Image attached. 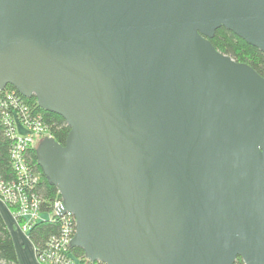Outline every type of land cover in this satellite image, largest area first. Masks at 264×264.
I'll return each instance as SVG.
<instances>
[{
	"label": "water",
	"instance_id": "obj_1",
	"mask_svg": "<svg viewBox=\"0 0 264 264\" xmlns=\"http://www.w3.org/2000/svg\"><path fill=\"white\" fill-rule=\"evenodd\" d=\"M264 0H0V91L61 117L37 164L102 264H264Z\"/></svg>",
	"mask_w": 264,
	"mask_h": 264
},
{
	"label": "trees",
	"instance_id": "obj_2",
	"mask_svg": "<svg viewBox=\"0 0 264 264\" xmlns=\"http://www.w3.org/2000/svg\"><path fill=\"white\" fill-rule=\"evenodd\" d=\"M212 46L219 52L229 56L235 62L245 63L253 68L258 75L264 78V55L256 48L246 44L242 39L238 38L232 32L220 28L215 31L213 38L210 40ZM6 92L15 93L25 104L28 105L32 114H38L41 122L47 128L50 136L60 145L65 144L66 136L69 131L65 121L50 112L40 109L35 99L22 97L12 86L7 85L0 96ZM13 140L7 135L6 127L0 123V179L13 180L15 174L10 157ZM24 158L27 165L33 170L37 177V181L33 188V192L38 196L40 203V213H50L54 201L59 200L60 196L57 190L51 186L44 175L41 168L37 164L35 145L26 149ZM8 211L15 216V210L8 204H5ZM16 223L22 224V221L16 217ZM61 231V221L55 215L50 221H41L30 226L27 232V240L31 244L35 257L46 250L48 242L51 238L57 237ZM69 251L76 257L81 264H90L85 259L84 253L79 248H70ZM0 264H19L13 240L9 229L7 228L2 215L0 213ZM234 264H243L242 260L237 257Z\"/></svg>",
	"mask_w": 264,
	"mask_h": 264
},
{
	"label": "built area",
	"instance_id": "obj_3",
	"mask_svg": "<svg viewBox=\"0 0 264 264\" xmlns=\"http://www.w3.org/2000/svg\"><path fill=\"white\" fill-rule=\"evenodd\" d=\"M0 123L6 127L7 135L14 141L10 157L16 177L11 181L0 179V198L4 204L14 208L15 216L11 215L15 222L16 217L22 221L21 225L16 224L27 235L32 224L50 221L53 215L58 217L57 211L62 206L59 199L54 201L50 213L39 212L41 201L33 192L37 177L24 158L26 149L34 146L35 138L51 136L41 122L40 115L32 114L28 105L13 92L0 96ZM19 128L24 131L23 134L19 133ZM58 218L61 221L60 234L49 240L46 250L36 258L37 262L49 260L51 264H81L69 251V242L75 233L74 217L65 213Z\"/></svg>",
	"mask_w": 264,
	"mask_h": 264
},
{
	"label": "crops",
	"instance_id": "obj_4",
	"mask_svg": "<svg viewBox=\"0 0 264 264\" xmlns=\"http://www.w3.org/2000/svg\"><path fill=\"white\" fill-rule=\"evenodd\" d=\"M0 213L2 215V218L7 228L10 231L19 264H23L22 260L20 259V255L25 256L26 253H27L28 260H29L28 264H38L37 259L34 254V250L31 244L27 240V235L16 224L11 213L8 211L6 206L3 205L1 202H0ZM27 244L29 245L31 249H28L26 247ZM18 247L20 249V252L18 250ZM29 251H31V257H30ZM32 254H33V257H32Z\"/></svg>",
	"mask_w": 264,
	"mask_h": 264
},
{
	"label": "rangeland",
	"instance_id": "obj_5",
	"mask_svg": "<svg viewBox=\"0 0 264 264\" xmlns=\"http://www.w3.org/2000/svg\"><path fill=\"white\" fill-rule=\"evenodd\" d=\"M18 127H19V125H18ZM19 133L20 134H23L24 133V131L22 130V129H20L19 128ZM26 132H27V130H26ZM43 137H37V138H35V141H34V145L36 146V144L38 143V141L39 140H41ZM2 198H0V202L3 204V205H5L3 202H2V200H1ZM26 234V233H25ZM28 249H31L30 247H29V245L27 244V246H26ZM18 250H19V252H20V249H19V247H18ZM29 253H30V257H31V251H29ZM32 257H33V254H32ZM20 259L22 260V262H23V264H28V257H27V253L25 254V256H23V255H20ZM40 264H51V262L48 260H45L44 262H39ZM38 263V264H39Z\"/></svg>",
	"mask_w": 264,
	"mask_h": 264
}]
</instances>
